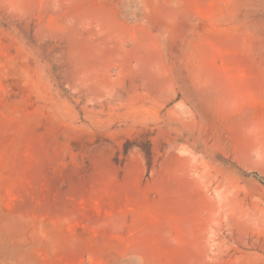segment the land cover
Returning <instances> with one entry per match:
<instances>
[{"label":"rangeland","instance_id":"374dc122","mask_svg":"<svg viewBox=\"0 0 264 264\" xmlns=\"http://www.w3.org/2000/svg\"><path fill=\"white\" fill-rule=\"evenodd\" d=\"M0 264H264V0H0Z\"/></svg>","mask_w":264,"mask_h":264},{"label":"trees","instance_id":"16d2710c","mask_svg":"<svg viewBox=\"0 0 264 264\" xmlns=\"http://www.w3.org/2000/svg\"><path fill=\"white\" fill-rule=\"evenodd\" d=\"M144 150L147 153L148 157L150 158L151 157V148H150V146L148 145L147 147H144Z\"/></svg>","mask_w":264,"mask_h":264},{"label":"water","instance_id":"95a60500","mask_svg":"<svg viewBox=\"0 0 264 264\" xmlns=\"http://www.w3.org/2000/svg\"><path fill=\"white\" fill-rule=\"evenodd\" d=\"M263 179V178H262Z\"/></svg>","mask_w":264,"mask_h":264}]
</instances>
